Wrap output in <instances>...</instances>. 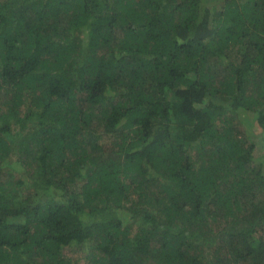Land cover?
<instances>
[{
  "label": "trees",
  "instance_id": "obj_1",
  "mask_svg": "<svg viewBox=\"0 0 264 264\" xmlns=\"http://www.w3.org/2000/svg\"><path fill=\"white\" fill-rule=\"evenodd\" d=\"M263 149L264 0H0V264H264Z\"/></svg>",
  "mask_w": 264,
  "mask_h": 264
},
{
  "label": "clouds",
  "instance_id": "obj_2",
  "mask_svg": "<svg viewBox=\"0 0 264 264\" xmlns=\"http://www.w3.org/2000/svg\"><path fill=\"white\" fill-rule=\"evenodd\" d=\"M263 151H264V149H263ZM262 158V159H261ZM252 159H253V162L255 161V160H257V159H260L261 160V164H263V166H264V153H262V154H254V156H252ZM252 162V163H253ZM256 165V164H255Z\"/></svg>",
  "mask_w": 264,
  "mask_h": 264
},
{
  "label": "rangeland",
  "instance_id": "obj_3",
  "mask_svg": "<svg viewBox=\"0 0 264 264\" xmlns=\"http://www.w3.org/2000/svg\"><path fill=\"white\" fill-rule=\"evenodd\" d=\"M259 129L257 128V127H255V128H253V134H255L256 133V131H258ZM262 159V158H261ZM254 163L256 164V165H260L261 164V160L260 159H257V160H255L254 161ZM261 167L263 168V164L261 165ZM30 189V188H29ZM28 189V190H29ZM27 190H24V192H26Z\"/></svg>",
  "mask_w": 264,
  "mask_h": 264
}]
</instances>
